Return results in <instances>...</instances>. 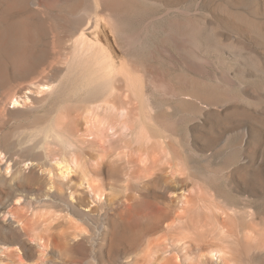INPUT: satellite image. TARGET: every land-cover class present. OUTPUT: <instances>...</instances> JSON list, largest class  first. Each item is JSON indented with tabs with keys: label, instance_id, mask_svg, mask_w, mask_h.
I'll list each match as a JSON object with an SVG mask.
<instances>
[{
	"label": "rangeland",
	"instance_id": "obj_1",
	"mask_svg": "<svg viewBox=\"0 0 264 264\" xmlns=\"http://www.w3.org/2000/svg\"><path fill=\"white\" fill-rule=\"evenodd\" d=\"M74 1L0 0V20L4 22L5 27L7 25L5 33L8 34L9 39H16L14 43L11 42L3 50H0V168L2 167L3 170L4 167H7L4 170V177L0 178V240L2 241L4 237L11 235L6 234L8 231H5L4 226L7 224H11V230H15L19 224L22 227L33 224L37 226V223L46 217V223H50L51 232L61 234L63 230L66 231L65 225L70 218L80 227L85 228V234L89 238L91 237L88 239L90 241L87 240L84 247L70 242L56 247L54 250L48 248L51 251H48L49 254L46 255L45 259L50 256L54 261L52 264H91L92 260L96 261L95 264H128L129 260L131 263V258L135 257V253L144 248L151 240L164 241L166 248L161 255L175 258L174 260L178 264H221L224 259H220V257L226 253L227 245L230 249L232 246L238 251L242 249L238 253L232 247V250L228 249V256H225L232 258L238 264L241 262L242 264H264V249L262 251L248 249L247 251L245 250L246 247L242 246L244 244L240 237L241 227L250 222L264 230V79L259 76L258 71L254 70V66L259 67V69L264 68V46L260 40L250 39L243 27L228 23L220 12L212 6H199L198 12L195 13L196 2L194 0H177L176 6H181V14H177V19L186 20L193 13L203 22H207L209 18L215 19L210 27L207 25L209 28H207L208 32L205 35L208 41H205L208 50L206 49L202 54L210 59L212 65H209V68L213 75H218L221 70H227L237 80V83L231 88L237 99L229 102L228 111L223 114L221 107H219L220 104H212L209 109L218 111L219 114L211 113L213 115L208 119L201 116L200 120L204 121L205 128H192L191 125L194 122L190 121L187 124L185 121L178 123L174 121L179 114L189 111L187 110L188 106V109L193 110L191 109L193 106L188 102L182 101L181 103L178 99L167 95V92L163 93L161 86L168 80L182 97L188 99H190L189 96H183L185 93L195 94L198 92L195 95H201L208 89L196 85H191V87L189 85V89L182 87L180 75H184L183 78L187 79V76L190 78L191 74L176 59H173L175 66L171 64L170 59H168L170 56L168 57L166 54L167 51H160L159 48L162 45L160 42L162 43L165 34L163 29L167 28L168 19H155L154 34L148 33L147 37L150 36V39L147 37L144 39V43H148H146V49L144 43L138 45L139 49H136L137 46L130 48L125 44L126 34L121 28L119 29V24L110 17L108 11L104 8H99L96 11L95 8L98 3L94 2L95 0H87L84 2V6L89 7L87 8L89 22L93 24V27L96 24V28L93 30L88 28L86 33L90 37H94L93 31L102 39L105 46L113 53L115 61L129 69L127 76L131 79L133 76L135 79L133 81L139 89H137L138 95L136 93L129 94V97L133 96V101H131L133 104L130 102L129 108L132 109V105H134L132 111H136L131 112L135 115V121L136 118L140 121H133L132 118L134 117L131 118L128 104L126 109L130 114L129 120H126L125 116L117 120V116L113 115V112L111 113L113 116L109 114L108 108L114 104L121 105L120 97L118 101L115 100L120 96L121 90L115 89L112 86L113 82L105 85L99 81L101 84L98 82L99 85L95 84L94 88L88 87L89 79L92 80L94 77L99 80L98 75L100 73L94 71V66L90 62H80L81 59L75 55L74 43L81 34V28L77 24V14L74 12L75 15H72L69 12L73 10L71 6L73 8L75 6ZM221 1L222 4H227L226 0H224L225 2ZM232 4L245 13L255 8L257 21L260 24L264 23V0H228L227 7L230 8ZM141 6L142 24H144L143 19L147 17L161 16L160 12L163 13L166 8L163 5L151 6L149 3H142ZM250 6L252 9L249 8ZM127 23L126 25L129 24L130 27L127 29L129 31L134 26H139L138 23H132V26ZM129 27L126 26V28ZM23 32L26 33L27 37L20 41L19 38L22 39ZM218 43L224 44L226 48L220 46L217 48L215 45ZM171 44V41H167L164 45L166 49L170 48L168 50L174 52L175 48ZM228 44L231 47L234 45L233 48H240L241 55L232 56L234 54L232 48H228ZM151 50L160 59H165L162 61L160 59L155 60L157 57L152 58L151 53L149 57L148 53ZM164 53L165 57L163 56ZM158 54L160 55L158 56ZM85 72L90 73L86 76ZM251 72L256 73L253 75ZM84 75L85 77H83ZM83 82L84 84L87 83L86 87L83 86ZM90 86L93 85L90 84ZM199 87H201V91H199ZM129 91L126 94L130 93ZM139 91L143 93L141 94ZM104 94L107 96L109 94V98L112 96L110 99L112 103L110 101L106 103L109 98L106 100L107 96ZM17 96L24 98L25 102L14 105L13 99ZM139 96L143 99L141 100ZM137 98L140 100V104L137 102L138 100L134 101ZM128 99L130 100V98ZM115 101L116 103H114ZM201 101L197 100L196 102L202 106ZM136 105H139V108H135ZM60 110L69 111L67 119L72 120L71 124H75L77 121L83 122V129H79L76 141L80 139L79 142L82 143L84 149L103 148L110 150L120 162L119 167L113 170L114 172L110 171L106 174L105 181L109 185L103 187V193L99 197L91 196L86 185L76 183L78 185L73 188V181L69 182L70 187L61 184V182L67 183L68 179L77 176L74 169L77 167L76 170H78V166H83L80 161L79 163L76 162L78 160L74 161L73 159L71 161V163H76L75 165L69 162V166H72L69 172L52 169V167H48L49 171L46 173L39 171L38 175L32 176H28L27 173L13 172L14 161H21L25 158L24 155L29 153L37 157L42 155V146L48 142L46 147L50 153L49 163L56 165L57 161L61 162L59 159L61 158L60 149L63 147H60L61 142L56 138L54 140L53 136L50 135H48L50 137H44V134L47 135L44 130L50 123L49 119ZM104 113L110 116L105 117ZM214 115L230 116L238 121L232 125L228 124V128H226L227 125L225 126ZM122 118L126 121H121L124 120ZM141 118H144L143 120L147 125L149 124L150 127L143 122L147 130H151L149 133L152 132L155 135L149 138L145 147L148 146L146 149H150L155 144L154 147L157 149L155 153L160 151L153 155H158L155 157L157 159L163 158L164 161H167L169 174L157 171L152 174L153 176L142 178V165L143 163H150L149 160L152 159L148 158L153 157V155L149 156L153 152L152 149H148L146 152L141 150L142 138L139 139L140 141L136 138L133 139L134 136L136 137L135 133L138 128L140 129L142 126ZM101 119L105 121L98 125L95 121L100 122ZM112 120H115L114 123ZM108 121L109 123H107ZM152 122L155 123V127ZM170 123L173 127L168 128ZM93 124H97L102 130L95 132ZM136 126L138 128H135ZM224 127L226 128L225 131ZM243 130L246 137H243ZM96 133L100 135L98 136ZM158 139L165 140H163L164 143H161V140L159 142L162 148L165 147V151L160 149L159 145L158 148ZM134 140H137V143ZM79 142L77 145L83 147ZM67 148L72 153L76 149V145ZM155 149L153 148V150ZM70 152L68 153L69 157ZM176 161L178 164H175ZM25 163L28 162H23L22 166L26 168L27 164ZM160 173L163 175L162 180L155 181V183L149 182L157 176L156 174L159 175ZM47 180L52 181L53 188H50ZM175 186L182 187L180 195H178L179 190L174 191L173 187ZM49 190L56 191L55 195L50 197ZM66 201L76 203L75 205H78L77 207L80 209L76 208L73 211L67 209L64 204ZM142 204H144L146 211L161 209L166 216H162L158 220L154 218L145 219L144 216L142 217ZM177 204L181 207L180 211H182V207L187 206L192 210L203 209L207 212V218L213 220L211 221L214 225V233L211 230L212 225L209 219L211 233H208L210 232L209 226L205 229L208 230L207 235L204 232L197 235L194 228H187L182 239L176 231V227L179 225L177 221H174L170 227L167 226L173 221L174 208ZM217 207L218 209H216ZM77 209L78 211L75 212ZM119 214L122 218L118 217ZM153 222H157L156 225L144 232L142 231V228ZM220 223H224L225 227L219 226ZM63 224H65L64 227ZM215 226L218 229L214 228ZM172 229L175 231L173 232ZM37 230H40V227H37ZM215 230L219 233H216ZM226 232H231L230 236ZM220 233L225 235L226 239L222 238L223 235ZM203 234L206 236L203 237ZM212 234L214 235L212 236ZM199 236L203 238L201 241L199 240L201 243H198L197 238ZM219 236L221 237L217 238ZM214 242L218 244L216 245ZM220 245L225 252L222 251L223 253H218L217 257H212L210 250L218 249L217 247ZM13 246L11 244V248L6 250L8 255L6 252L0 253V264H7L11 259L16 258L14 254L16 249ZM219 249L221 248L219 247ZM9 252L13 253L14 256L11 257ZM34 252L36 256L37 250ZM4 256L6 259L8 257L11 259L8 258L7 261ZM239 259L241 260L239 261ZM35 260L36 257H33L31 262Z\"/></svg>",
	"mask_w": 264,
	"mask_h": 264
},
{
	"label": "bare ground",
	"instance_id": "obj_2",
	"mask_svg": "<svg viewBox=\"0 0 264 264\" xmlns=\"http://www.w3.org/2000/svg\"><path fill=\"white\" fill-rule=\"evenodd\" d=\"M76 1H77V3L75 4ZM86 1L87 0H75L74 1V5H75L74 8H73V6H71V8L73 10H70L69 12L72 13V15L74 14V12H75V14H77V24L81 28V34H80V36L77 38V40L74 43L75 55L81 59L80 62L81 61H83V62H90L92 64V66H94V71L100 73L98 75V77L100 78L99 80L97 78H94V77L93 78L91 77L92 80L89 79L90 80V83L88 84V87L94 88L95 84L97 85L99 81L101 83L105 84V85H108L110 82H113L112 86H114L115 89L119 88L118 90H121L120 96H118V93H116V95L118 96V98L117 99L115 97H113V98H115V100L118 101L119 100V97H120L121 105L117 106V105L114 104L110 108H108V106H106L107 105L106 104L105 107H107L109 109V111H110L109 114L111 116H113V115L117 116L116 117L117 120L118 119L120 120L121 117H124V116H125V119L126 120H129L128 117H130V114H128L129 113L128 110H130L131 118H132V116L134 117V118H132V119H134L133 121L134 122L140 121V120H137L138 118H136V121H135V115L132 114V112L136 111V110L132 111V109H134V105H132V109L129 108L131 106L130 104L131 103L133 104V102H131V101H133L132 100V97L133 96L132 97H129L130 96L129 94L133 95L134 93H136V95H138L137 94V89L138 88L136 87V83L134 82L135 79H133V76H132V79L129 76H127V74H128L127 72H129V69L125 65L118 64V62L115 61V58H114L113 53L105 46V43L102 41V39L98 35H96L92 31V33L94 34V37L93 36L90 37L86 33L88 28L89 29H92V30L96 28V24L93 27V24H91L89 22V19H90L89 18V11H87L88 10L87 8H89V7L84 6V2H86ZM194 1L196 2V4H195L196 9L194 11L195 13L198 12V7L199 6H203V7H207V6H210L211 7L212 6L214 9H216V10H218L220 12V14L224 18V20H226L228 23H231L233 25H236L237 27H239V26L241 28L243 27V29L246 30L247 34L249 35L250 39H252V40H260L261 44L264 46V23L263 24H260L257 21L255 8H254V10H248V11L246 10L247 12L245 13V12H242L241 10H239V8L236 7V6H234L233 4L230 5L231 6L230 8H228L227 7L228 0H226L227 4L224 3L226 5L222 4V1L221 0H219L220 2L218 0H194ZM94 2H97L98 3L96 5V8H95L96 11H98L99 8L106 9L108 11L110 17L112 19H114V21H116L119 24V26H120L119 29L121 28V30L126 34L125 35V44H126L127 47H130V48L131 47L134 48V47L137 46L136 49L137 48L139 49L138 45H141V44L144 43V39L147 37L148 33H151V32L153 33V29L154 30L156 29V27L154 25V23L157 20L156 18H159V19L160 18H167L168 19L169 23L167 25V28L166 29H163V30H165V34H164V38L162 39V43L160 42V44H162L160 46V48H159L160 51H163V52L164 51H167V53L166 52L165 53L167 54L168 57L169 56L170 57L169 58L167 56L166 57L168 59H170L169 62L171 64H174V66H175V63H174V60L173 59H176L177 61H179L183 65L184 69L187 70L191 74L190 78H188V76H187V79L183 78L184 75L183 76L180 75V77H179L180 80H181L180 81V85L182 87H187L188 88L189 85H190V87H191V85H196V86H201L202 88L207 87V89H208L204 94H201V95L200 94L199 95H195V94H198V92L195 93V94L194 93H185V95H183V96H186V97L189 96L190 99H188V98L182 97V95L179 94L178 91L175 89L174 85L170 81L166 80L163 83V85L161 86L162 87L161 90H163V93H166L167 92V95H169V96H171V97H173L175 99H178L179 101H181V103H182V101H184V102L190 103L193 106L191 108L193 110L188 109L189 106L188 107L186 106L187 107V110H189V111H184L183 114H179L178 118L176 117L177 119L175 118V121L174 122L178 123V122H182V121L184 122L185 121L188 124L191 121V122H194L191 125L192 128L193 127L194 128L195 127L196 128L199 127L201 129H204L206 125H205L204 121L200 120L201 119V116L208 119L211 115H213L211 113L219 114L218 111L210 110L209 109V106L210 105H212V104H220L219 107H221L222 113L224 114V113H226L228 111V104H229V102H231L232 100L237 99V96L234 93H232V91H231V88L234 86V84L237 83V80L234 79L231 76V73L229 71H227V70L226 71L225 70H221L219 73L217 72L218 75H213L212 72L210 71V68H209V65H212V64H210L211 63L210 59H208V57H206L204 54H202V52H205L206 49H207L206 48L207 47V43L205 41V40L208 41L207 36L205 35L208 32V29L207 28H209L210 25L214 23V20L215 19L209 18L208 21L206 20L207 22H205V21L203 22V21H201L202 20L201 18H200L201 20H199V18L196 17V14L193 13L186 20L183 19V21H181V20L177 19L178 18L177 14H181V6L180 7H177L176 6L177 0H95ZM223 2H225V1L223 0ZM142 3H145V4L146 3H149L151 6H155V7L156 6H159V5L160 6L163 5L166 8L164 9L165 11H163V13H162V11L160 12L161 13V16H159V17H157V16L156 17H147V18L143 19L144 24H142V18H143V17H141V13H142V9H141L142 6H141V4ZM92 8H93V6H92ZM249 8L252 9L251 6ZM184 11H185V9H184ZM149 13H150V11H149ZM144 17H146V16H144ZM127 22L130 23V25L132 23H135V24L138 23L139 26L138 25L137 26H134L132 28V30L129 31L127 29H130V27H129V24ZM126 23L128 25H126ZM205 23H207V24H205ZM207 25H209V27ZM126 26H128L129 28H126ZM6 27H7V25H6ZM6 27L4 26V22L0 20V50H3L4 47L8 46L11 42L14 43L16 41V39H14L15 41L12 40V38L9 39L8 34L5 33V31H6L5 28ZM120 32H119V34H122ZM212 32H213V30H212ZM246 32H245V34H246ZM26 37H27L26 33L23 32L22 33V39L19 38V37L18 38L20 39V41H23L24 38H26ZM149 37H147V38H149ZM123 40H124V38H123ZM146 41H148V40H146ZM167 41H171V43H172L171 45H173L174 48H175L174 52L171 51V50H168L170 48L166 49V47H165L164 44ZM146 43L143 44V45H145V49H146V45L148 44V43L147 44ZM149 44H150V42H149ZM156 45H157V43H156ZM215 46L216 47L217 46H220L221 48L222 47L226 48V46H224V44L222 45L220 43H218ZM227 46H228L229 49L232 48V51H233V54H234L232 56H235V55L236 56H240L241 55L240 54V48H233L234 45H233V47H231L230 44H228ZM147 48H148V46H147ZM140 49H141V47H140ZM142 49H144V48H142ZM149 50H150V48H149ZM150 53L152 55L151 56L152 58L153 57L154 58L157 57L156 56V53L154 54L152 52V50L148 53V55ZM165 53L163 54V56L165 55ZM159 55L160 54H158V56ZM149 57H150V55H149ZM157 59H160V58L157 57L155 60H157ZM162 59H165V58H162ZM162 59H160V60L162 61ZM243 59H244V57H243ZM169 67H171V66H169ZM256 68H258V69H256ZM254 70L258 71L259 74H260L259 76L264 79V68L259 69V67H255L254 66ZM81 72H83V71H81ZM89 73H86L85 75L87 76V74H89ZM184 73H185V71H184ZM255 73L256 72H253L252 74L255 75ZM160 74H161V72H160ZM85 75L83 77H85ZM95 77H97V76H95ZM85 79L87 81V78H85ZM158 79H156V80H158ZM90 84H92L93 86H90ZM85 85L87 86V83L85 82V84H84V82H83V86H85ZM201 87H199V89ZM204 89H206V88H204ZM204 89H203V91H204ZM128 90H130L129 91L130 93L126 94V92ZM185 91H187V90H185ZM199 91H201V89ZM95 92H94V95H95ZM91 95H93V94H91ZM104 95H106V94H104ZM108 96H110V95L108 94ZM108 96L105 98L106 100H108L107 99V98H109ZM140 96H139V98H141V100H142L143 97H140ZM18 97L19 96H17L16 98L13 99L14 105H19V104H22V102H25V99L24 98H22V97L21 98H18ZM111 98H112V96L109 98L108 101H106V100H104V101H106V103H108ZM128 98H130V100ZM126 99H128V100H126ZM136 100H138V98L137 99H134V101H136ZM197 100H202L200 102V104H202V106H200L196 102ZM96 101H95V103H96ZM100 101H102V100H100ZM116 101L114 103H116ZM93 102H91V103H93ZM137 102H139V104H140V100H138ZM110 103H112V101H110ZM96 104H98V102ZM102 105H104V104H102ZM126 105L128 106V110L126 109ZM99 106H98V108H99ZM136 106L137 107H135V108H139L138 107L139 105H136ZM194 107L196 108V110H195ZM89 108H90V106H89ZM60 109H62V108H60ZM99 109L101 110V108H99ZM103 109H104V106H103ZM95 110H97V109H95ZM68 112L69 111H66V112L65 111H62V110L58 111L56 114H54V117H52L51 119H49V122L50 123L47 124V126L45 128L46 130H44L45 131L44 133L47 134L46 136L44 134V137L45 138H47V136L50 135V136H53V139L54 140L56 138L58 141L61 142L62 145L60 147L63 146L62 147L63 150L59 148L61 150L60 151V153H61L60 157L61 158H59L61 160V162H58L57 161L56 165L55 164L54 165L53 164L51 165L49 163L50 160H48V158L50 156L49 155L50 153L48 152V149L46 147L47 144H49V142L47 143L46 140H45V143H47V144L46 145L44 144L45 146L44 145L42 146L43 147L42 148V150H43L42 151V155H39L37 157V156H35V155L33 156V155H31L29 153L30 155L29 154L24 155L25 158L22 159L21 161H19V160L18 161H14V162L12 161L13 162V172L14 173H18V174L19 173H21V174L27 173L28 176L29 175L32 176V175H38L39 171H41L42 173L48 172L49 171L48 167H52V169L53 168L54 169H58V170L60 169L62 171L64 170V172L65 171H68L69 172L70 167L72 169V166H69V162L71 163V161L73 159H74V161L78 160L76 162L79 163V161H80L83 164V166H78V170H76L77 167L75 169L73 168L77 172V176L75 178L68 179L67 183L66 182H64V183L61 182V184L66 185L67 187H70L69 182L70 181L71 182L73 181L75 183V185H74V183L72 185L73 188H75L76 185H78L76 183H79V185H86L87 188L90 190L91 196H93V197H99L103 193V190L105 188L104 186H106L108 184V182L105 181L106 174H108L110 171L115 170L116 167L118 168L120 162H119L118 158L116 159V157H115L116 155L114 156L110 152V150H106V149H103V148H101V149H90V150L84 149V146L82 145V143L79 142L80 139H79V141H78V139L76 141V137H78L77 136V133H79L78 132L79 129H83L82 128L83 122H81V121L80 122L79 121L76 122L75 121L76 123L73 122L75 124H71L72 120L70 119L71 121H69V119H67ZM89 112L91 113L92 111H89ZM112 112L114 113L113 115L111 114ZM179 112H181V111H179ZM144 113L146 114V112H144ZM104 114H105L104 115L105 117L106 116L107 117L110 116L109 114H107V115H106V113H104ZM214 116L216 118L220 119V121L225 126L227 125L226 128H228V124H231L232 125L233 123H236V121H238V120H236V119H234V118H232L230 116H216V115H214ZM113 118H115V117H113ZM122 119H124V118H122ZM125 119L124 120H121V121L124 122V121H126ZM143 119H142V124H141L142 126L140 125L142 127V128L140 127V129L142 131L136 126L135 128H138V131L136 129V131H137L135 133L136 134V137L134 136L133 139L136 138L137 140H139V139L142 138V147H141V150H144L146 152V151H148L149 148L146 149L148 146L145 147L146 146L145 144L148 143L149 138L154 137L155 135L152 134V132L149 133L151 130L150 131L147 130V128L145 126L146 122H144ZM149 119H150V117H149ZM196 119H197V121H196ZM102 121L103 120L101 119L100 122L98 120H96L95 122H97L98 125H101L100 123H104L105 120L103 122ZM114 121L115 120H112L113 123H114ZM143 122L145 124H143ZM107 123H109V121ZM107 123H106V125H107ZM152 124H153V122H152ZM93 125L95 126V132L97 130L98 131L102 130V129H100L101 127L99 128V126L97 124H93ZM114 125H116V124H114ZM180 125H182V124H180ZM183 125H185V124H183ZM94 126H93V128H94ZM102 127H103V125H102ZM148 127H150V126H148ZM151 127L153 129V126H151ZM154 127H155V125H154ZM171 127H173L172 124L168 128H171ZM188 127H190V126H188ZM230 127H232V126H230ZM163 128H164V126H163ZM226 128L224 127V131L226 130ZM80 131H82V130H80ZM240 133H242V132H240ZM50 136H48V137H50ZM243 137H246L245 136V131L243 132ZM241 138H242V136H241ZM137 140H134V141L136 142ZM160 140H161V143H164V141H165L164 139H163L164 141L162 139H160ZM160 140L158 139V142L156 141L157 142V146L158 145L159 146L161 145L159 143ZM77 142L81 143L80 145H82L83 147L78 146L77 145ZM51 143H53V142H51ZM72 145H76V149L74 148L75 150L74 151L72 150L73 152L71 153L70 151H68V148L67 147L68 146L72 147ZM154 145H152L151 148H150V149H152L151 151L153 153L151 152L152 154H150L149 156H151L153 154H157L158 151H160V150H158L155 153V151L157 149H155ZM159 146H158V148H159ZM152 147L155 150H153ZM160 149H164V151H165V147L162 148L160 146ZM69 152H70V157L68 155ZM157 156L158 155H156V156L153 155V157L151 156L150 158H148V159H152V160H149L150 161L149 164L143 163V165H142V176L143 177L142 178H144V177L146 178V177L153 176L152 174H154L157 171L158 172L161 171V172H164L166 174H169L170 173L168 171V167L169 166H167V164H168L167 161H164L163 158L162 159L155 158ZM166 158L169 159L168 157H166ZM23 162H28V163H25V164H27V167L26 168L24 166H22V163ZM72 163L74 164V162H72ZM175 164H178L177 161H176ZM6 168L4 167L3 170H2V167L0 168V178H3L4 177V175H5L4 174V172H5L4 170ZM161 174L162 173H160L159 175L156 174L157 176L154 177V178H152L149 182H154L155 183V181L162 180V176L163 175H161ZM164 180H166V178H164ZM47 182L50 185V188H53L54 187L52 181L47 180ZM163 182H165V181H163ZM165 184H166V182H165ZM181 188L182 187H178V186L173 187V189H174L175 192L177 190H179V194L177 193L178 195H180ZM55 192H52V191L49 190V196L50 197L52 195L54 196L55 195ZM62 201H64V200H62ZM64 204L67 206V209H72V211L74 209H76V208L80 209L79 207H77L78 205L77 206L75 205L76 203L74 204L73 202H70V201H66ZM179 206L180 205L177 204L176 208H174V214H173L174 215V218H173V221L170 222V223H168L167 226L170 227L174 221H177L179 223V225L176 227V231H177V233L180 235V237L182 239L184 237V233H186V231H187L186 230L187 228H189V229L190 228H194L195 231H196V233H197V235H200L203 232L206 233V235H207V231L209 229H211V228H212L211 229L212 232L214 233V230H213V226L214 225H212L213 224V222H212L213 220H212V218L211 219L209 218L210 221L212 220L211 221L212 227H211L209 225L210 224V221L207 218V215H208L207 212H205L203 209H201V210L200 209L199 210H192V209H189L190 207H187V206L182 207L183 209H181L182 211H180L179 209L181 207H179ZM78 209L75 212H77ZM145 209L146 208L144 207V204H142V217L144 216L145 219H147V218H154L155 220H158L160 217L166 216V214H164V212L161 209L158 210V208H157L158 211H156L155 209L153 211H149V210L146 211ZM216 209H218V207ZM213 210H214V208H213ZM218 211H220V210H218ZM215 213L217 214V212H215ZM222 213H225V212L222 211ZM213 215H212V217H213ZM118 217L119 218H122L120 214H119ZM38 218H39V216H38ZM38 218H37V221H38ZM222 218H223V216H222ZM217 219H218V217H217ZM227 220H228V218H227ZM46 221H47V218L46 217H43V219L40 220L37 223L38 224L37 226H34V224H33L31 226H28V227L27 226H25V227L23 226L22 227L19 224L20 226L18 225L15 228V230H11V228H12L11 227V224H7V225L4 226L5 231H8L6 234H8V235L11 234V235L8 236V237L6 236L3 239L1 238L2 241L0 240L1 241L0 242V245H1V247H0V253H3L4 254L6 252V255H8V253H7L6 250H8V248L11 246V244H12V246L14 245L15 247L14 246L13 247H14V249H16L15 252H14V254L16 255V258L14 257L13 259H11V257L14 256V255H12L13 253L11 254V252H9L11 254V257H8V256L7 257L10 258L11 260L8 263L6 262L7 264H52L54 261L51 259V257L49 255H48L49 257H47L45 259L46 255L49 254L48 251H51V250H48V248H51L52 250H54V248L60 247L63 244L70 243V242L73 243V244H75V245H77V246L84 247V245L87 242V240L91 238V237L89 238L85 234V228L80 227L79 224H77L76 222L72 221V219H70V218H68V220L66 222V225L63 224V227L65 225L66 231L63 230L61 234L60 233H57V232L52 233L51 232V227L49 225L50 223H46ZM156 223L153 222L152 224H147L144 228H142V231L144 232L145 230H148L151 226L156 225ZM227 223H228V221H227ZM60 225H61V223H60ZM218 225L219 226L220 225L221 226L223 225V227H225L224 226V223H220ZM208 226H209V228H208ZM37 227H40V230H37ZM216 227L217 226H215L214 228H216ZM206 228H208L207 231L205 230ZM216 229H218V228H216ZM227 229L229 230V228H227ZM174 231L175 230H173V232ZM215 231H216V233L217 232L219 233V231H217V230H215ZM229 231H231V230H229ZM240 232H241V236L240 237L243 240V241H241V240L240 241L244 244L242 246L243 247L244 246L246 247L245 250L248 251V249H252V250L253 249H259V250L262 251V249H264V230L259 229L255 224H252L250 222V223H247L246 225H244L243 227H241ZM208 233H211V231L208 232ZM221 233H220V235H223ZM226 233H228V232H226ZM230 233H228L227 235L230 236ZM203 235H204L203 237L206 236L205 234H203ZM213 235L214 234H212V236ZM188 236H189V234H188ZM191 236H192V234H191ZM224 236L225 235H223L222 238L226 239L225 238L226 236L225 237ZM189 237H188V239H189ZM220 237L221 236H219L217 238H220ZM212 238L214 239V237H212ZM190 239L192 241V238H190ZM197 239H198V241L199 240L201 241L203 238H200V236H199ZM221 239H219V240H221ZM208 240H209V238H208ZM88 241H90V240H88ZM200 241L198 243H201ZM224 241H226V240H224ZM226 242H228V241H226ZM214 243H212V244H214ZM223 243H222V245H223ZM185 244H187V243H185ZM164 245H165L164 241H156V240L149 241L144 248H142L140 251H138V252L135 253V257L131 258V263H129L130 262V260H129L128 264H178L177 261L174 260L175 258L167 257V256H162L161 255L164 252V249L166 248V247H164ZM214 245H212V246H214ZM222 245H220L219 247L221 249H223V250L219 249V247H217L218 249H214L212 247L214 250L213 249L210 250V253H211L210 255L212 257L213 256H216L217 257L218 253H223L222 251H224V248L221 247ZM227 246H228L227 248L225 247L226 248V250H225L226 253H223L222 256L220 255L221 257L228 256L227 255L228 254L227 252H228V249H230V248H229V245H227ZM232 247H231L230 250H232ZM35 250H37V252H36L37 255L36 256H35V252H34ZM230 250H229V252H230ZM240 250H242V249H240ZM240 250L239 251L236 250V252L238 251V253H239ZM12 251H13V249H12ZM247 251H245V253H248ZM263 252H261V253H263ZM33 257H36V260L31 262V260H32ZM93 257H95V256L93 255ZM93 257H92V259H93ZM221 257H220V259H224L221 264H238L236 261H233L232 258H230V257H225V258L224 257L221 258ZM238 257H240V256H238ZM234 258H235V256H234ZM5 259H6V257H5ZM240 260L241 259H239V261ZM95 263H96V261L92 260L91 264H95ZM192 264H195V263H192ZM241 264H242V262H241Z\"/></svg>",
	"mask_w": 264,
	"mask_h": 264
}]
</instances>
